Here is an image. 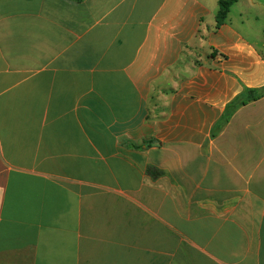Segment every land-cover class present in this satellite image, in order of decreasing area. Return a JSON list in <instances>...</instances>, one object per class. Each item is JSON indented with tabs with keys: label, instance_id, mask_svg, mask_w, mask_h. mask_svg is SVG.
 I'll return each instance as SVG.
<instances>
[{
	"label": "crops",
	"instance_id": "crops-1",
	"mask_svg": "<svg viewBox=\"0 0 264 264\" xmlns=\"http://www.w3.org/2000/svg\"><path fill=\"white\" fill-rule=\"evenodd\" d=\"M0 0V264H264V0Z\"/></svg>",
	"mask_w": 264,
	"mask_h": 264
},
{
	"label": "trees",
	"instance_id": "trees-1",
	"mask_svg": "<svg viewBox=\"0 0 264 264\" xmlns=\"http://www.w3.org/2000/svg\"><path fill=\"white\" fill-rule=\"evenodd\" d=\"M236 2V0H222L220 1V10L217 16V24L220 26L223 24L227 18L230 7ZM264 96V87L256 90L246 91L244 94L237 97L233 102H231L227 109V119L231 118L233 114L242 106L247 103L258 100Z\"/></svg>",
	"mask_w": 264,
	"mask_h": 264
}]
</instances>
